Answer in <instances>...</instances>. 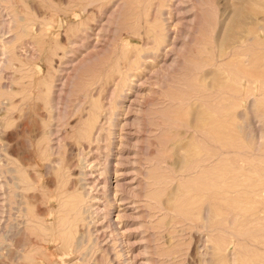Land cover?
Returning <instances> with one entry per match:
<instances>
[{"label": "rangeland", "instance_id": "374dc122", "mask_svg": "<svg viewBox=\"0 0 264 264\" xmlns=\"http://www.w3.org/2000/svg\"><path fill=\"white\" fill-rule=\"evenodd\" d=\"M212 1L0 0V264H264V0Z\"/></svg>", "mask_w": 264, "mask_h": 264}, {"label": "bare ground", "instance_id": "6f19581e", "mask_svg": "<svg viewBox=\"0 0 264 264\" xmlns=\"http://www.w3.org/2000/svg\"><path fill=\"white\" fill-rule=\"evenodd\" d=\"M201 1H202V0H201ZM209 1H210V0H209ZM211 2H213V1L211 0ZM202 3H203V2H202ZM159 4H160V3H159ZM178 4H179V3H178ZM178 4H177V5H178ZM177 5H176V7H178ZM208 5H210V8H211V6H212L213 4H212V5H211V4H208ZM208 5H206V6L208 7ZM214 5H215V4H214ZM214 5L212 6V8H216V7H215L216 5H215V6H214ZM5 8H6V7H5ZM205 8H206V7H205ZM175 9H176V8H175ZM206 9H207V8H206ZM216 9H217V8H216ZM160 10H161V9H160ZM208 10H210V9H208ZM208 10H207V11H208ZM207 11L205 12V15L208 13ZM159 12H160V11H159ZM177 13H178V12H177V10H176V12H175V14H174V15H176V16H175V19H176V17H179L178 20H180V19H181L180 13H178L179 15H178ZM215 13H216V12H215ZM161 15H162V14H161ZM181 15H182V14H181ZM207 15H208L207 17H209L210 14L208 13ZM155 16H156V15H155ZM14 17H16V16L14 15ZM214 17H216V15H214ZM17 18H18V17H17ZM153 18H154V17H153ZM204 18H206V17H204ZM212 19H213V18H211V20H210V18L208 19V20H210V23H211ZM19 20H20V17H19ZM164 20H165V19H164ZM208 20L206 19L207 22H208ZM214 20H215V19H214ZM214 20H213L212 22H215ZM217 20H218V19H217ZM157 21H158V20H156V22H157ZM158 22H159V21H158ZM15 23H16V22H15ZM210 23H209V24H210ZM19 24H21V23H19ZM157 24H158V23H157ZM161 24H162V23H161ZM206 24H207V23H206ZM214 24H215V23H213V25H214ZM162 25H163V24H162ZM167 25H168V24H167ZM211 25H212V23H211ZM213 25H212V26H213ZM156 26H157V25H156ZM156 26L154 25V27H156ZM21 27H22V26H21ZM21 27H20V28H21ZM154 27H153V28H154ZM157 27H158V26H157ZM162 27H163V26H162ZM184 27H185V26H184ZM203 27H204V26H203ZM16 28H17V27H16ZM20 28H19V29H20ZM160 28H161V27H160ZM160 28H159V29H160ZM156 29H157V28H156ZM159 29H158V30H159ZM163 29L165 30V27H164ZM163 29H162V31L159 32L160 34H161V32H165V31H163ZM167 29H169V28L167 27ZM17 30H18V29H17ZM21 30H22V28H21L18 32H20ZM148 30H149V29H148ZM158 30H157V31H158ZM160 30H161V29H160ZM135 31H136V30H135ZM135 31H134V32H135ZM140 31H141V30H140ZM157 31H156V32H157ZM167 31H168V30H166L165 34L162 33V35H160L159 33H158L159 35H158V34H154V35L151 34V35H149L151 38H152V37H153V38L155 37L154 40H152V44H151V42H150L149 39H148L147 42H146V45H147V46H148V43L151 44V46H148V47H151L152 50H151V49H149V50L153 51L152 53H153L154 56H157V55H158V52L161 51V50L163 49V47H164V45H162L161 42H158V41H157V40H158L157 38H161V37L164 38L163 35L167 38V37H168ZM169 31H170V30H169ZM16 32H17V31H16ZM22 32H23V34H24V31H23V30H22L20 33H22ZM205 32H206V31H205ZM20 33H19V34H20ZM207 33H208V32H207ZM30 35H31V34H30ZM15 36H17V35H15ZM18 36H20V35H18ZM24 36H26V34H25ZM146 36H148V35H147V32H146ZM149 36H148V37H149ZM13 37H14V36H13ZM143 37H144V36H143ZM150 37H149V38H150ZM156 37H157V38H156ZM231 37H232V36H231ZM24 38H25V37H24ZM41 38H42V37H41ZM186 38H187V37H186ZM42 39H43V38H42ZM156 39H157V40H156ZM12 40H13V39H12ZM12 40H11V41H12ZM145 40H146V39H145ZM162 40H163V39H162ZM164 40H165V39H164ZM21 41H22V40H20V42H21ZM8 42H10V41H8ZM15 42H16V41H15ZM18 42H19V39H18ZM20 42H19V44H20ZM22 42H23V41H22ZM173 42H174V41H173ZM3 44H4V43H3ZM9 44H10V43H9ZM9 44H8V45H9ZM13 44H14V43H13ZM13 44H12V47H11V48H14L15 45H13ZM128 44H129V43H128ZM143 44H144V46H146L144 40H143ZM17 45H18V44H17ZM9 46H10V45H9ZM72 46H73V45H72ZM226 46H227V45H226ZM126 48H127V47H126ZM229 48L231 49L232 47L230 46ZM3 49H4V48H3ZM146 49H147V48H146ZM4 50H5V49H4ZM4 50H3V51H4ZM6 50H8V49H6ZM9 50H10V49H9ZM9 50H8V51H9ZM11 50H12V52H13V49H11ZM137 50L139 51V49H137ZM170 50H172V49H170ZM1 52H2V51H1ZM12 52H11V53H12ZM144 52H145V51H144ZM226 52H227V51H226ZM145 53H149V52L146 51ZM134 54H135V53H134ZM137 54H139V53H137ZM226 54H227V53H226ZM10 55H12V54H10ZM164 55H165V54H164ZM136 57H137V56H135V59H136ZM138 57H140L141 59H145V57H147V55H145V54H140ZM138 57H137L136 61L133 59V60L135 61V63H139V62H141V61H139ZM11 58H12V56H11ZM132 58H133V57H132ZM8 60H10V59H8ZM191 60H192V59H191ZM131 62H132V61H131ZM133 63H134V62H133ZM129 66H130V65H129ZM119 68H120V67H119ZM131 68H132V67H131ZM123 70H124V69H123ZM121 71H122V70H121ZM119 72H120V71H119ZM124 72H125V71H124ZM125 73H127V72H125ZM148 74H149V73H148ZM124 75H125V74H124ZM125 77H126V75H125ZM117 79H118V78H117ZM7 80H8V79H7ZM121 82H122V81H121ZM115 83H116V82H115ZM122 83H123V82H122ZM125 83H127V82L125 81ZM141 83H142V82H141ZM120 85H121V83H120ZM122 85H123V84H122ZM136 85L138 86V84H136ZM137 86H136V87H137ZM138 87H139V86H138ZM138 87H137V88H138ZM124 88H125V87H124ZM139 88H140V87H139ZM122 89H123V88H122ZM121 91H122V90H121ZM123 92H124V91H123ZM6 94H7V93H6ZM118 94H119V92H118ZM126 94H127V93H126ZM126 94H125V95H126ZM125 95H121V96L125 97ZM48 96H49V95H48ZM117 96H120V95H117ZM118 98H119V97H118ZM109 99H110V98H109ZM120 99H123V98H120ZM117 102H118V101H117ZM0 104H1V103H0ZM118 104H119V103H118ZM116 106H117V105H116ZM79 107H80V106H79ZM165 108H166V107H165ZM163 109H164V108H163ZM169 109H170V108H168L167 110L170 111ZM167 110H166V111H167ZM126 111H127V110H126ZM93 114H95V113L93 112ZM240 114H241V113H240ZM258 115H259V114H258ZM256 116H257V115H256ZM168 117H169V116H168ZM170 118H171V117H170ZM217 121H218V120H217ZM124 123H125V122H124ZM165 123H166V122H165ZM201 123H202V122H201ZM208 123H209V122H208ZM215 123H216V122H215ZM82 124H83V122H82ZM213 124H214V123H213ZM237 124H238V123H237ZM205 125H206V124H205ZM205 125H202V126H205ZM222 125H223V124H222ZM227 125H228V124H227ZM238 125H240V124H238ZM86 126H87V125H86ZM223 126H224V125H223ZM234 126H235V124H234ZM240 126H241V125H240ZM240 126H239V127H240ZM199 127H200V126H199ZM202 128H203V127H202ZM89 129H90V128H89ZM214 129H215V128H214ZM84 130H85V129H84ZM96 130H97V127H96ZM164 130H165V129H164ZM166 130H167V129H166ZM166 130H165V131H166ZM204 130H206V129H204ZM218 130H219V129H218ZM224 130H225V128H224ZM239 130H240V129H239ZM108 131H109V130H108ZM227 131H228V130H227ZM229 131H230V130H229ZM91 132H92V131H91ZM91 132H90V133H91ZM208 132H210V131H208ZM211 132H212V131H211ZM234 132H235V131H234ZM93 133H94V132H93ZM212 133H213V132H212ZM229 133H230V132H229ZM130 134H131V133H130ZM209 134H210V133H209ZM214 134H215V133H214ZM241 134H243V133H241ZM245 134H246V133H245ZM95 135H96V134H95ZM215 135H217V134H215ZM88 136H89V134H88ZM168 137H169V136H168ZM168 137H167V138H168ZM164 138H165V137H164ZM216 138H217V137H216ZM219 138H220V137H219ZM125 139H126V138H125ZM232 139H233V138H232ZM97 141H98V138H97ZM162 142H163V141H162ZM120 143H121V142H120ZM81 144H82V143H81ZM108 146H109V145H108ZM124 149H125V148H124ZM109 150H111V147H109ZM121 150H123V149H121ZM126 153H127V152H124V151H122V152L119 151V153H117V154L119 155V158H118V161H117L118 163L123 162V158H122V157L126 156V155H124V154H126ZM127 154H128V153H127ZM104 168H105V173H106V171L109 169V165H108L107 161H106V166H105ZM116 181H117V180H116ZM128 184H129V183H128ZM122 185H123V184H122ZM116 186H117V185H116ZM128 186H129V185H128ZM118 187H119V186H118ZM74 197H75V196H74ZM70 200H71V199H70ZM71 201H72V200H71ZM187 204H188V202H187ZM236 207H237V206H236ZM238 207H239V206H238ZM204 215H205V214H204ZM8 228H9V227H8ZM76 242H77V241H76Z\"/></svg>", "mask_w": 264, "mask_h": 264}]
</instances>
